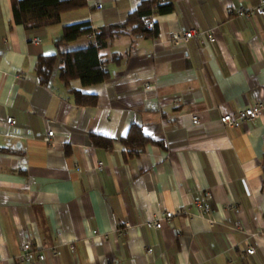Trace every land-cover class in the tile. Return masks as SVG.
I'll list each match as a JSON object with an SVG mask.
<instances>
[{"label": "crops", "instance_id": "0c3cea01", "mask_svg": "<svg viewBox=\"0 0 264 264\" xmlns=\"http://www.w3.org/2000/svg\"><path fill=\"white\" fill-rule=\"evenodd\" d=\"M13 1L0 0V264H26L27 240L46 254L33 264H264V110L238 128L219 121L264 100V17L234 13L261 0H172L173 11L151 17L156 38L121 35L101 50L124 54L108 62L105 82L71 81L96 94L95 105L76 104L58 71L39 83L36 60L57 53L63 26L89 21L97 32L139 0H87L27 26L15 21ZM188 29L196 36L169 41ZM132 123L164 144L130 155L118 139ZM92 133L115 139L112 149L95 146ZM207 192L211 212L198 216L194 200ZM179 210L159 229L147 224Z\"/></svg>", "mask_w": 264, "mask_h": 264}, {"label": "trees", "instance_id": "16d2710c", "mask_svg": "<svg viewBox=\"0 0 264 264\" xmlns=\"http://www.w3.org/2000/svg\"><path fill=\"white\" fill-rule=\"evenodd\" d=\"M87 0H14L15 21L28 25L31 21L46 17H58L62 12L83 8ZM174 10L172 0H139L138 5L128 13L125 20L94 31L89 21L63 26L62 36L55 41L57 53L40 55L34 71L39 83L50 85L54 73L78 105H95L98 96L71 86L73 79H79L83 85L105 82L110 77L108 62L119 60L124 54L116 53L108 57L101 50L110 46L115 38L121 35H132L138 38H156L159 35L157 22H152L154 14H165ZM94 33L95 38L86 46L70 49L68 44L81 36ZM92 143L105 149H112L115 139L103 135L91 134ZM118 141L123 143L130 155H136L148 144L162 146L164 139L147 134L139 123H132L128 132Z\"/></svg>", "mask_w": 264, "mask_h": 264}, {"label": "built area", "instance_id": "2783aa9c", "mask_svg": "<svg viewBox=\"0 0 264 264\" xmlns=\"http://www.w3.org/2000/svg\"><path fill=\"white\" fill-rule=\"evenodd\" d=\"M98 8L102 7V4L99 3L97 4ZM232 12L231 9L227 10V15L229 16V14ZM234 13L236 15H238L239 17L242 18H252L254 16H262L264 17V0H261L258 4H256L253 8L251 9H244L243 7H239L236 8L234 10ZM196 30L194 29H188V30H184V31H180V32H172L169 34L168 38L169 41L174 44V45H178L181 42H184L186 40H189L190 38L196 36ZM202 33V32H201ZM206 36H207V40L209 42H214L216 41V30L215 28H210L205 32ZM34 43H39L40 40L38 37H35L33 39ZM151 84H145V88L146 89H150L151 88ZM264 110V100L260 99L258 100L256 103H254L253 105L244 107L239 109L236 112H224L221 116H220V123L222 124V126H228V127H234V128H238L240 126H242L243 124L252 122L254 120H256L262 113ZM6 122L8 124H15L16 123V119L12 116H9L6 118ZM193 122L197 123L198 122V117L197 116H193ZM53 130H49L46 134V136L44 137V139L46 140V142H50L51 138L53 136ZM103 167V163L99 162L98 163V168L101 169ZM206 198L203 197H197L194 200V207L196 210V214L198 216H205L206 214L211 212V205L210 202L208 201V199H210L212 197L211 192H207ZM227 209H232L235 208V205H228L226 207ZM182 210H179L177 212H173V211H162L159 212L157 214V216H155L154 218L150 219L147 221L148 225H152L155 228H161L163 226L164 222L170 223L172 217L175 214H181ZM20 254H19V258L22 262L26 263V264H33L36 261H42L46 259V254L42 251V252H38L36 250H34V248L32 247V243L27 240L24 241L21 244V248H20ZM147 252L151 253L152 252V248L148 247L147 248ZM246 252L249 254H253L255 252V248L250 246L246 249ZM51 253L54 257H56L58 255V249L57 247H52L51 248Z\"/></svg>", "mask_w": 264, "mask_h": 264}]
</instances>
